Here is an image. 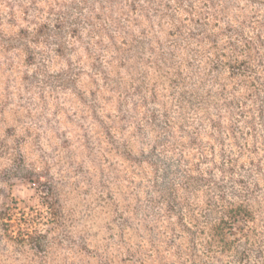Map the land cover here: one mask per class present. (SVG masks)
I'll return each instance as SVG.
<instances>
[{
	"label": "rangeland",
	"instance_id": "rangeland-1",
	"mask_svg": "<svg viewBox=\"0 0 264 264\" xmlns=\"http://www.w3.org/2000/svg\"><path fill=\"white\" fill-rule=\"evenodd\" d=\"M0 264H264V0H0Z\"/></svg>",
	"mask_w": 264,
	"mask_h": 264
}]
</instances>
